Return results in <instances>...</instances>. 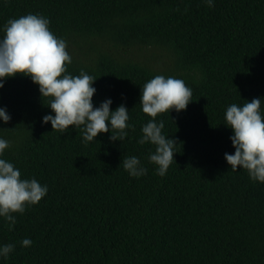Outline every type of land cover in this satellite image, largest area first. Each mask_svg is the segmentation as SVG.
I'll return each instance as SVG.
<instances>
[{
	"label": "trees",
	"instance_id": "1",
	"mask_svg": "<svg viewBox=\"0 0 264 264\" xmlns=\"http://www.w3.org/2000/svg\"><path fill=\"white\" fill-rule=\"evenodd\" d=\"M28 14L67 41L71 75L97 79L94 107L123 104L134 130L122 142L109 131L88 143L74 126L54 131L39 86L7 79L3 158L49 191L14 228L0 218V245H15L0 264H264V184L225 160L235 152L228 106L264 100V0H0V38L9 19ZM157 75L193 92L186 110L157 117L178 143L164 177L148 160L155 146L138 143L151 119L141 88ZM131 156L147 175L123 169Z\"/></svg>",
	"mask_w": 264,
	"mask_h": 264
},
{
	"label": "clouds",
	"instance_id": "2",
	"mask_svg": "<svg viewBox=\"0 0 264 264\" xmlns=\"http://www.w3.org/2000/svg\"><path fill=\"white\" fill-rule=\"evenodd\" d=\"M208 7H214V0H204ZM0 38V89L9 78L17 75L30 77L39 86L42 98L48 99V107L55 115H45L43 123L51 124L54 131L66 133L70 126L82 131L85 143L95 142L102 133L111 132L113 141H123L129 129V110L121 104L111 110L113 101L109 98L99 107H94L93 97L96 78L84 70L73 76L68 66L73 63L64 38L57 37L50 30V21L43 15L28 14L9 19L2 29ZM142 89L140 105L143 113L151 119L142 127V138L138 143L151 144L155 151L148 160L155 165L156 174L164 177L174 161L178 143L166 137L162 130L161 114L177 113L192 103V89L182 79L157 75L146 82ZM264 100L259 98L238 106L233 103L225 113V126L233 131L230 137L234 154L225 153V160L236 172L243 169L253 182L264 184ZM11 116L7 108H0V121L8 124ZM11 147L10 141L0 137V218L8 227L14 228L16 215H23L27 208L38 205L48 194V186L41 185L35 178L24 179L19 168L3 158ZM123 169L130 177L147 175L138 157H124ZM33 241L25 238L23 247H30ZM15 251L12 243L0 245V258L8 259Z\"/></svg>",
	"mask_w": 264,
	"mask_h": 264
}]
</instances>
